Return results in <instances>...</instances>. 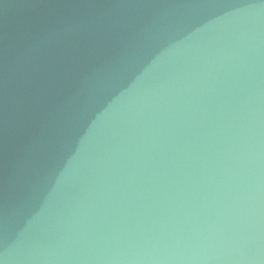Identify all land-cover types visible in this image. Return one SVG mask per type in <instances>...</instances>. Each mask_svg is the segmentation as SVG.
I'll use <instances>...</instances> for the list:
<instances>
[{"label": "water", "instance_id": "water-1", "mask_svg": "<svg viewBox=\"0 0 264 264\" xmlns=\"http://www.w3.org/2000/svg\"><path fill=\"white\" fill-rule=\"evenodd\" d=\"M0 264H264V0H0Z\"/></svg>", "mask_w": 264, "mask_h": 264}]
</instances>
